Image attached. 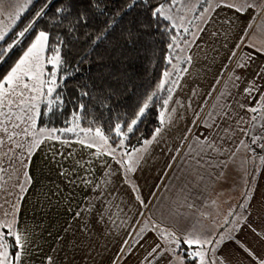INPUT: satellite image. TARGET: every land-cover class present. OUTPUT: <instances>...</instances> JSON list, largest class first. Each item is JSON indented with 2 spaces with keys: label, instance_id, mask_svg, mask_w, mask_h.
<instances>
[{
  "label": "snow or ice",
  "instance_id": "obj_1",
  "mask_svg": "<svg viewBox=\"0 0 264 264\" xmlns=\"http://www.w3.org/2000/svg\"><path fill=\"white\" fill-rule=\"evenodd\" d=\"M137 2L138 0H132V3L128 5V9L135 6ZM142 2L147 4L148 0H142ZM32 3L33 0H23V2H21V0H0V15H4L7 19L12 21L10 27L0 30V42L6 43V36L12 32L16 23L29 9ZM50 3H52V0H48V3L35 13L33 20L30 21L23 30L15 34L11 43H7L6 47H4V43H0V62H3L14 48L22 43L26 34L35 27L37 19L46 14V9ZM178 4H182L183 7L177 8ZM203 4H206L207 7L203 8V12H201L197 19L202 20L205 24L211 19V15L209 14L207 19H205L204 14L214 13L216 9L221 7L233 9L240 14L247 13L249 9L254 13L248 23V27L245 29L244 36L240 38V42L237 43L236 48L233 49L232 55L229 57V63H231L232 59L235 57L236 51L240 48V45L244 44L245 38L248 37V32L252 29L258 17H261V24L257 25V30L259 31L264 28V16H262V14H264V0H239V3L235 2V0H232V2H229V0H203ZM93 7L98 8L99 6L93 4ZM195 7L196 6L193 5V8ZM192 10L193 9L188 8L187 0H164L163 3L157 4L152 10V18L156 21L155 26L158 28L163 26L164 32L169 35L170 42L167 47L170 51L167 57V64L170 70H166L162 73L161 81L157 84L156 89L146 96L135 118L125 123L115 122L114 125H110L109 135H105L101 127L90 126L84 128L80 126L81 115L85 108L83 103H79L73 111V119L68 121L70 126L61 129H46L40 127L38 131L36 130L37 118L42 115L40 111L41 103H43L46 112L49 114L59 110L63 105V100L61 99L64 87L63 81L70 75V73H67L65 61L61 55V47L66 46L63 38L57 35L55 37L56 44L50 45V33L47 31H39L31 44L23 51L14 66L2 80H0V117L3 118L0 119V193L7 191L9 181H13L11 187L13 189H19L20 195L18 200H22L23 194L27 192V188L31 184V176L28 174L27 168L34 154L33 149L38 148L40 144L44 143L46 140H57L65 145H70L75 142L84 148L95 149L93 153L95 156L100 157L106 155L112 157L121 165V174L124 181L129 184V187L134 193H137L135 198L140 206L139 216L143 217L145 212L149 211V204H146L138 195L139 189L131 181V174L136 171L142 159V156L138 154L146 152V146L157 142L159 134L165 129L171 128L173 126V121L176 119L177 110L175 108L169 110L167 106L172 100V94L175 88L179 87L178 82L179 79L182 78V73H187L188 71L187 67L181 69L180 65L191 63L190 56H181L178 53L184 52V49L180 46L181 42L185 45L190 43L180 35V32L182 30L185 34L189 33L190 29L185 26L186 17L183 13ZM56 14L57 17L63 15L64 19L67 20L69 16H71V9L67 5L61 6L56 9ZM100 14H103L102 10ZM87 22V16L83 12L80 13L78 17L69 22V34L75 33L76 25L81 23L86 24ZM165 22L167 23L165 24ZM53 23L56 24L57 27L63 25V21L57 24L54 20ZM114 23V20L109 22L102 33L93 38L92 42L96 43L102 40L113 27ZM188 23L191 24L192 22L188 21ZM203 31V28L198 29V32ZM173 32L176 34H173ZM191 35L194 38H198L196 32H192ZM245 46L255 48L251 38H248V43ZM255 50L264 52V49L255 48ZM253 58L254 57L251 55L244 53L241 60L237 62L236 68L244 67L246 62ZM174 60L176 63H173ZM47 66H51V72L45 71ZM226 70L227 65L222 69L221 75H223V72ZM239 79L240 77L238 76L229 75V80L233 81V86H235V81ZM28 81H31V83ZM219 82L218 79L217 84H219ZM57 89H60V91H57ZM226 89L227 84L225 85V90H222L217 97V104L213 105V108L216 109V114L219 115L221 119L227 118V112L223 111V109L225 107L230 108V105H223L221 103V97H226L229 94ZM256 90L254 82H251L245 89V92L251 96ZM25 91L28 93L27 96L25 95ZM212 91H215V85ZM161 92H165L167 94L166 97L161 96ZM211 94L210 92L209 96H211ZM80 95L87 97L89 93L87 91H82ZM193 95H196L195 91ZM17 98H19L18 101ZM157 102H160L162 109L158 111L157 117L160 126L154 129L153 136L150 140L142 141V148L134 147L129 150L126 147V140L129 138L130 134L135 132L138 124L142 122L143 118L146 117L148 109ZM205 103H207V101H205ZM217 105H220V107L217 108ZM14 106L17 111H14ZM102 106L107 107L106 104ZM190 106L189 104V107ZM241 107H243V105ZM181 108H183V105H181ZM247 111L255 115L251 117L252 124L246 135L249 136L252 144L264 150V94H261L260 99L257 101V106L249 107ZM199 116L200 112H197L196 118L193 120V125L196 124V120L199 119ZM209 117L214 123L215 117L212 116V113H209ZM180 119H183L182 115ZM89 123L95 125V121H90ZM203 123L208 128L212 127V123H209L208 119L203 121ZM9 125L13 129L12 131L9 130ZM21 125H24L22 131H15V129L21 128ZM217 127H219V125H217ZM29 129H32V131L30 132ZM57 132H59L60 135H57ZM190 132L191 128L188 129V133ZM65 134H72L75 140L72 141L67 138L61 139ZM225 136H228L227 132ZM17 137H23V139L17 140ZM110 137H115L112 141V143H115V147H112V144L109 142ZM228 138L230 139L231 137L228 136ZM184 139L187 140V133ZM223 139L224 137H221V140ZM194 140L196 147L189 144L188 153H186L188 164L192 165L194 163L193 174L196 173L197 169L201 168L206 171L212 168L226 170L232 157L235 156V153H232L227 159L219 160L218 157L227 154L230 152V149L217 145L215 141L209 139V137H205L203 141H201L199 137H195ZM6 144L15 145V147L6 148ZM243 144L244 141L241 140V145ZM247 147L250 148V145ZM16 149H20L21 151L17 153ZM210 150L211 153L217 157L215 161L211 158H206L209 156ZM237 151H239V148H237ZM69 155L71 156L72 153H69ZM25 159L28 161L27 164L25 163ZM259 160L261 164H264V155L259 156ZM17 162L20 167L24 168L22 183L14 182L19 179V169L16 167ZM77 163L80 162L78 161ZM61 174H65L63 170ZM223 174V171H220L221 177ZM107 175L110 176L111 174L109 173ZM5 177H7V179H5ZM219 178L220 177H217V179ZM202 180L203 175H199L197 181L200 182ZM84 183L88 184L91 182L85 179ZM108 183H111L110 179L105 180V184ZM96 187L100 188L101 185L97 184ZM250 201L251 196L245 193V199L244 202L239 205V211L235 208L229 210V216L232 217V219H225L221 227L224 225L234 226L233 230L238 232L241 225L247 222V215L241 216L240 213L246 212L250 214L251 210L248 207ZM6 202L10 204L12 211H5L3 217L0 218V264H27L33 251V242L29 238L26 230L18 228L19 220L16 215L17 205L11 203V201ZM149 203H151V201H149ZM211 203L212 206L215 207L216 202L212 201ZM111 206V202H109V209ZM0 207H2V205H0ZM182 207H185L183 202H179L178 200L173 201L172 206L165 210L167 212V215H165L164 211H161V209L164 208L163 205H160V207L152 205V209L149 211V215L139 231H136L135 225L132 226V232H135V236L133 237L132 232H129V238L132 239L133 243L128 251L131 252L132 248L143 239L144 235L148 231H152L165 246L162 248L161 244H156L151 252L148 253V256L145 257V260H148V257H152V260H148V264H156V261L162 258L166 259V253L167 256L171 257L168 264H217L218 259L220 264H224L223 257H217L216 255L217 250L226 239L224 233L221 232L217 235L212 231L211 227H206L198 218L195 219V223H191L195 218L194 214L191 212L193 207L192 204L189 203L186 205V211H181L180 209ZM115 208L116 211L111 214H108V210H106L105 215H107V219L117 228H127L131 223L130 217L124 213V210L120 208L119 205H115ZM83 211H91V208L83 209ZM154 213L160 214L162 223L171 218L179 224L182 218L184 221L189 222V227L182 232L181 236H177L174 231L166 227H161V225L152 221L151 216ZM76 215L79 217L80 212H77ZM200 216L204 217V219H208L210 214L201 212ZM103 219L104 216L102 215L100 220L102 221ZM136 223H140L139 219H137ZM249 227H251V225ZM227 230L228 229L225 228V231ZM252 230L258 236L264 238V232H259L254 228ZM232 238L231 234L227 237V239ZM181 240H183L185 246L183 248L181 247ZM237 243L239 244V241H237ZM127 244L128 241L125 240V246H127ZM240 247L253 261H255V264H264V258L257 256L251 249L243 244H240ZM123 251L124 247L122 246L121 252ZM12 252H15V255H12ZM178 252L179 255H177ZM46 264H52L51 256L47 258Z\"/></svg>",
  "mask_w": 264,
  "mask_h": 264
},
{
  "label": "rangeland",
  "instance_id": "obj_2",
  "mask_svg": "<svg viewBox=\"0 0 264 264\" xmlns=\"http://www.w3.org/2000/svg\"><path fill=\"white\" fill-rule=\"evenodd\" d=\"M229 2H232V0H229ZM235 2L239 3V0H235ZM193 5L196 7L193 8ZM187 6L189 9H193L183 13L186 17L185 26L189 27L190 31L185 34L181 30L180 35L190 43L185 45L181 42L180 46L184 49V52L178 54L181 56H185L184 53L187 54V56L191 57L192 63L186 66L188 71L187 73H182V78L178 82L179 87L175 88L172 100L167 106L169 110L172 108L177 110L176 119L173 121L171 128L165 129L159 134L157 142L146 146V152L138 154L142 156V159L136 171L131 174V181L138 187V195L146 204H149V211H151L152 205L160 207V205L164 206V203L167 209L172 206L173 201L177 200L185 205L180 210L186 211V205L190 203L193 206L191 212L195 214L196 218L200 219L206 227H211L212 231L217 235L223 232L226 237L224 243H226L231 240L227 239L229 234L233 237L232 239H236L234 237L236 233L233 230L234 226L224 225L221 227L225 219H232L229 216V210L235 208L239 211V205L244 202L245 193H247L251 196V201L248 204L251 212L250 214L241 212L240 215H247V221H250L256 217L264 199V164H261L259 160V156L264 155V150L252 144L249 136L246 135L252 124L251 117L255 115L248 112L247 108L257 106V101L260 99L261 94H264V54L255 50V48H259L258 45L256 46V37L258 34L257 25L261 24V17L257 18L252 29L248 32V37L245 38L244 44L240 45L235 57L229 63V57L232 55L233 49L240 42V38L244 36L245 29L254 15L253 11L249 9L247 13L240 14L233 9L221 7L216 9L214 13L204 14L205 19H207L209 14L211 15V19L205 24L202 20L197 19L203 12V8L207 7L206 4H203V0H187ZM180 7H183V5L178 4L177 8ZM188 21L192 23L189 24ZM199 28H203L204 31L198 32ZM261 30L263 32L264 28ZM192 32H196L198 38H194L191 35ZM248 38H251L255 48L245 46L248 43ZM207 40L211 44L212 49L210 56H208V62H204L199 59L198 54L202 43L205 44ZM244 53L254 58L247 61L244 67L236 68L237 62L241 60ZM202 57L204 59L203 55ZM173 63H176V61L174 60ZM225 65H227V70L221 75ZM180 68H185V65L181 64ZM45 71L51 72V66H47ZM230 74L240 77L239 80L235 81V86H233V81L229 80ZM218 79L220 81L219 84H217ZM251 82H254L257 90L249 96L245 89ZM226 84V90L229 94L226 97H221V103L230 105V108L225 107L223 109V111L227 112V118L221 119L216 114V109L213 108V105L217 104V97L222 90H225ZM214 85L215 91H212ZM194 91L196 92L195 96L193 95ZM210 92L212 93L211 96H209ZM189 104L191 105L190 107ZM181 105H183V108H181ZM242 105L243 107H241ZM219 107L220 105H217V108ZM42 108L43 103H41V112ZM197 112H200V116L196 120V124L193 125ZM209 113H212V116L215 117L214 123L209 117ZM181 115L183 119H180ZM206 119L209 120V123H212L211 128L204 125L203 121ZM189 128H191L190 133H188ZM102 130L105 135H108L103 128ZM226 132L231 137L230 139L225 136ZM186 133L187 140L184 139ZM195 137H199L201 141L205 137H209L217 145L230 149L227 154L219 156V160L227 159L228 156L235 153L226 170L212 168L206 171L201 168L197 169L196 173L193 174L194 163L192 165L188 164L186 153H188L189 144L196 147ZM221 137H224V139L221 140ZM114 139L115 137H110L109 142L112 147H115V143H112ZM128 140L129 138L125 142L126 147L131 150L132 148L127 146ZM241 140L244 141L243 145H241ZM248 145H250V148L247 147ZM142 147V143L135 146V148ZM237 148H239V151H237ZM206 158H211L213 161L217 159L211 153V150ZM220 171L224 173L222 177L220 176ZM121 173L120 165L119 181L125 182ZM199 175H203V180L200 182L197 181ZM217 177L220 178L217 179ZM129 191L133 194L130 187ZM133 195L136 197L137 193ZM212 201L216 202L215 207L212 206ZM149 211L145 212L146 216L149 215ZM201 212L209 213V218L204 219V217L200 216ZM225 228L228 230L225 231ZM153 239L152 237L141 245L139 252L134 255L136 261L141 264H148V260H151V257H148V260H145V257L151 252L150 248L154 243ZM239 242L243 244L240 240ZM132 243L128 247H131ZM181 247H185L183 240H181ZM128 249L127 253L121 256L118 264L130 263V252ZM177 255H179V252ZM168 261L161 260L160 264H168ZM157 262L156 264H158ZM217 264H220L219 259Z\"/></svg>",
  "mask_w": 264,
  "mask_h": 264
},
{
  "label": "crops",
  "instance_id": "obj_3",
  "mask_svg": "<svg viewBox=\"0 0 264 264\" xmlns=\"http://www.w3.org/2000/svg\"><path fill=\"white\" fill-rule=\"evenodd\" d=\"M11 25L10 19L0 15V30ZM257 45L260 49H264V31L262 30L258 31ZM210 46L208 40L205 44L202 43L199 51L204 59L200 52L198 54L201 61L208 62L212 49ZM28 82L31 83V81ZM25 95H28L27 91ZM14 111H17L15 106ZM0 119L3 118L0 117ZM39 121L40 117L37 118V131ZM23 127L24 125H21V128L15 131L21 132ZM9 130H13L10 125ZM29 131L31 132L32 129ZM16 139L22 140L23 137ZM5 147H15V145L6 144ZM16 151L19 153L21 150L16 149ZM33 152L27 168L31 176V184L27 192L23 194V199L18 200L19 189L11 187L13 181H9L7 191L0 193V205H2L0 218L5 211H12L10 204L6 201L16 204L18 228L26 230L33 242V251L27 264H46L49 256L52 257V264H118L119 259L127 253L128 246L132 243V239L129 238L132 226L135 225L136 231H139L148 216L145 214L143 217L139 216L140 206L133 195L134 192L130 193L128 183L119 181L120 165L117 161L106 155L97 157L93 154L95 149L84 148L78 143L65 145L57 140H46L38 148L33 149ZM69 153L72 155L70 156ZM78 161L80 163H77ZM25 163H28L27 159ZM16 167L19 169V179L14 182L22 183L24 168L20 167L18 162ZM62 170L65 173L63 175ZM109 173L110 176L107 175ZM85 179L91 183L85 184ZM106 179H110L111 183L105 184ZM97 184L101 187L97 188ZM109 202L112 205L110 209ZM115 205H119L130 217L131 223L127 228H117L107 219L106 210L108 214L115 212ZM88 208H91V211H83ZM165 210L164 203L162 211L167 215ZM77 212H80L79 217L76 215ZM102 215L104 219L101 221ZM137 219L140 221L139 224L136 223ZM195 219L196 216L191 223H195ZM151 220L161 227L174 231L177 236L182 235V232L189 227V222L182 218L179 224L171 218L162 223L159 213L153 214ZM253 228L264 232V199L256 217L241 225L234 235L236 239H231L220 246L216 253L217 257H223L224 264H255V261L240 247L241 243H237L240 240L257 256L264 258V238L253 232ZM132 236H135V232H132ZM152 237L154 243L150 250L158 243L162 248L165 246L155 233L148 231L132 248L129 254L130 263L122 264H141L136 261L134 255L139 252L141 245ZM125 240L128 241L127 246H125ZM122 246L123 252H121ZM165 256L167 258L161 260H171L167 253ZM161 260L157 263L160 264Z\"/></svg>",
  "mask_w": 264,
  "mask_h": 264
},
{
  "label": "trees",
  "instance_id": "obj_4",
  "mask_svg": "<svg viewBox=\"0 0 264 264\" xmlns=\"http://www.w3.org/2000/svg\"><path fill=\"white\" fill-rule=\"evenodd\" d=\"M163 2L148 0L145 4L138 0L135 6L128 9L132 0H52L46 14L37 19L33 30L0 62V80L13 67L38 31L50 33V45L56 44L57 35L61 36L66 45L61 47V55L70 75L63 81V105L51 114L46 112L43 105L40 127L61 129L70 126L68 121L73 119V111L79 103H83L85 108L80 126L102 127L109 135L110 125L135 118L146 96L161 81L162 73L170 70L167 64L169 35L164 32L163 26L156 27V21L152 18V10ZM46 3L48 0L33 1L12 32L6 36V43L1 42L4 47L12 42L15 34L32 21L35 13ZM93 4L99 7L94 8ZM65 5L71 9V16L67 20L63 15L57 17L56 14V9ZM101 10L103 14H100ZM82 12L88 22L76 25L75 33L69 34V22ZM54 20L57 24L63 21V25L57 27ZM113 20L115 23L107 35L93 43V38L101 34ZM184 65L186 67L188 64ZM82 91H87L89 95L81 96ZM166 95L161 92V96ZM105 104L107 107L102 106ZM160 110V102L148 109L146 117L138 124L135 132L129 135V148L152 138L154 129L160 126L157 118ZM90 121H95V125ZM56 134L60 135L59 132ZM61 138L75 139L72 134H65ZM12 253L15 255V252Z\"/></svg>",
  "mask_w": 264,
  "mask_h": 264
}]
</instances>
